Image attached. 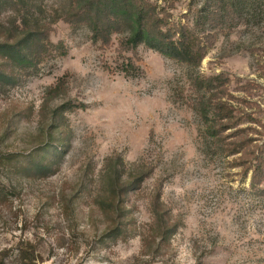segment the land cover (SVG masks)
<instances>
[{
    "label": "rangeland",
    "instance_id": "1",
    "mask_svg": "<svg viewBox=\"0 0 264 264\" xmlns=\"http://www.w3.org/2000/svg\"><path fill=\"white\" fill-rule=\"evenodd\" d=\"M154 1L193 21L191 0ZM20 17L0 8V43ZM50 21L47 12L41 24L65 55L29 69L0 58V264H23L20 249L35 264H264V185L246 172L264 152V29L219 34L196 70L142 44L126 54L143 70L130 78L102 67L115 36L100 49L87 28ZM193 72L229 76L251 117L224 132L228 148L202 146ZM60 77L67 86L54 95ZM68 101L84 107L56 115ZM119 158L125 177L132 164L146 175L121 200L104 177Z\"/></svg>",
    "mask_w": 264,
    "mask_h": 264
},
{
    "label": "trees",
    "instance_id": "2",
    "mask_svg": "<svg viewBox=\"0 0 264 264\" xmlns=\"http://www.w3.org/2000/svg\"><path fill=\"white\" fill-rule=\"evenodd\" d=\"M4 7H11L22 17L15 32L10 30V39L0 43V58L21 69L37 67L50 53H67L63 43L55 44L50 40L48 27L41 24L42 16L47 12L51 16V23L63 20L74 28H87L91 42L100 49L109 48L115 36L117 48L114 61L104 63L102 67L109 73L130 78L139 77L143 70L132 55L126 54H136L142 44L196 70L219 34H230L240 26L252 31L264 29V0H191L188 9L193 16L192 22L174 21L169 8L154 0H0V8ZM5 76L0 71V80ZM229 84L230 78L224 73L212 76L199 72L190 74L188 103L200 119L202 146L207 150L218 146L224 149L227 146L224 132L237 128L251 118L248 112L234 103ZM66 86L67 81L60 77L50 90L54 95H59ZM83 107L68 101L55 113ZM242 131L238 129L237 134ZM240 141L238 144L242 146ZM107 161H111V158ZM132 165L127 177L124 176L125 163L122 158L115 164L111 162L105 169L106 183L119 200L130 189L138 187L146 177L144 167ZM43 167L41 165L40 168ZM250 171L251 186L264 185V152H254L246 172ZM260 189L264 195V186ZM158 201L155 200L153 212L159 218ZM118 210L120 205L117 206ZM22 251L19 250L20 262L35 264V259L32 257L30 260Z\"/></svg>",
    "mask_w": 264,
    "mask_h": 264
}]
</instances>
